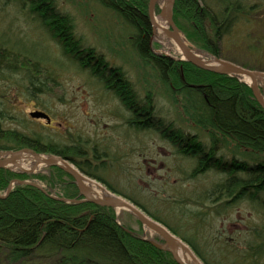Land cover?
<instances>
[{"label":"trees","instance_id":"16d2710c","mask_svg":"<svg viewBox=\"0 0 264 264\" xmlns=\"http://www.w3.org/2000/svg\"><path fill=\"white\" fill-rule=\"evenodd\" d=\"M67 2L85 11L98 7L116 18L117 28L103 27L100 22L95 32L105 35L113 56L127 58L128 62L132 59L143 70L145 82L149 84V78L156 80L162 87L161 94L177 110L181 121L204 131L209 146L197 135L186 133L182 124H177L178 120L168 121L158 115L155 90L149 88L142 99L122 66H113L103 53L94 46H86L82 37L77 36L71 12L59 10L56 0H22L21 4L29 5V12L40 27L58 38L71 64L78 61L94 82L119 98L128 112L127 125L137 131L157 132L173 144L179 155L194 160L192 178L210 170L222 174L195 201L211 212L196 211L197 218L185 215L190 224L197 219V225H191L193 229L173 224L169 220L173 207L167 208V213L156 207L164 199L140 198L136 192L118 188L89 170L92 164L89 149L79 141V136L73 143H64L35 128L4 129L0 119V151L31 147L69 159L82 173L166 225L204 264H227L225 256L231 258L237 248L230 242L236 239L230 240L227 236L213 241L211 226L205 227L204 223L210 217L230 212L240 201L248 203L253 213L264 216L263 106L250 85L235 76L211 72L189 61L154 52L152 46L157 44L152 42L149 0ZM156 11L160 12L159 5ZM173 11L178 28L192 44L213 56L264 71L263 67L248 63L246 58L264 52V0H175ZM21 52L11 49V59L1 50L0 59L9 63L7 69L27 68L29 73L47 70L39 60H31L30 54ZM0 67H4L1 61ZM34 77L29 74L31 88L37 84L41 90L43 81ZM92 150L98 157L96 147ZM50 168L57 171L58 180L64 184L63 196L79 197L73 177L58 166ZM30 177L54 183L46 176L0 168V193L6 191L11 180ZM138 223L142 226L139 220ZM141 232L119 224L112 207L88 202L66 203L29 184H16L9 195L0 197V264H180L170 251L143 239ZM241 234L246 245L244 259H235L233 254L234 260L228 264H258V259L264 256V224L252 221L246 233ZM224 242L230 243L229 246L224 247Z\"/></svg>","mask_w":264,"mask_h":264},{"label":"rangeland","instance_id":"374dc122","mask_svg":"<svg viewBox=\"0 0 264 264\" xmlns=\"http://www.w3.org/2000/svg\"><path fill=\"white\" fill-rule=\"evenodd\" d=\"M56 2L59 10L71 12L77 36L82 37L86 46H94L113 66H122L126 70L127 77L134 83L142 99L149 88L155 90L154 103L158 115L168 121L178 120L177 124L181 123L186 133L197 135L205 145L209 146L204 131L181 121L180 116L176 114L177 110L161 94L162 87L156 80L149 78L148 84L142 78L143 70L137 67L132 59L128 62L127 58L115 57L111 54L108 41L104 40L105 35L95 32V26H99L101 22L104 24L103 27L109 25L117 28L115 17L98 7L93 6L85 11L74 5L70 6L67 0H56ZM21 3L22 0H0V38L6 40L8 49L15 48L22 50L21 53L27 52L31 55V60H39L40 65L45 66L47 70L38 73L30 70L29 73L27 68L19 67L17 70L8 69L0 72V108L6 114L3 119L4 127L39 129L57 140L61 139L64 143L75 142L79 136V141L84 142L89 149L88 155L92 162L91 166H87L89 170L118 188H125L129 193L136 192L140 198L156 196L164 199L162 201L164 203L160 200L156 207L164 213H167V208L173 207L174 212L169 217L173 224L181 225L186 229L192 228L191 225H197V219L190 224L186 216L197 218L195 217L197 212H211L205 206L195 204V201L203 191L211 188L210 186L217 182L222 174L210 170L192 178L190 173L195 165L194 160L179 155L173 144L163 139L157 132L137 131L127 125L125 116L128 112L119 98L94 82L88 71L77 69L67 58H64L63 48L53 36L40 27L39 22L29 12V5ZM158 5L162 7L161 4ZM261 35L263 36V33H259V36ZM152 42L157 44L152 46L154 52L167 54L164 44L154 38V29ZM201 50L213 57L207 51ZM247 50L245 51L249 55L250 52ZM250 55L251 58L246 57L249 58L248 63L264 68V52ZM255 57L259 60L254 61ZM29 74L43 81L44 85L39 92L31 88ZM32 110L46 111L52 117V123L48 125L44 119H33L30 116ZM93 147H96L98 157L92 150ZM0 152V155L9 153L7 150ZM56 173L57 171L51 169L49 165L30 173L51 178L53 185L49 180L48 182L37 177H30L29 180L52 193L62 195L64 184L58 180ZM183 198L187 201H183ZM252 209L248 203L240 201L230 212L210 217L206 220V224L204 223L205 227L211 226L213 241L227 236L231 237L230 240L236 239L230 242L231 245L237 246L236 252L233 253L235 259L241 260L243 250L246 249L241 233H246L252 221L264 224V216L253 213ZM117 220L121 225L131 227L139 234L144 227L128 210L119 213ZM141 235L146 237L145 229ZM154 239L158 241L161 237L156 234ZM230 243L224 242L223 246L228 247ZM233 254L231 258L225 256L227 264L234 260ZM249 259L254 258L249 257ZM258 264H264V256L258 259Z\"/></svg>","mask_w":264,"mask_h":264},{"label":"water","instance_id":"95a60500","mask_svg":"<svg viewBox=\"0 0 264 264\" xmlns=\"http://www.w3.org/2000/svg\"><path fill=\"white\" fill-rule=\"evenodd\" d=\"M157 0H149L148 3V13L149 18L151 21L152 28H155V8H156ZM174 4L175 0H165L164 6L161 7V13L160 15L167 19L168 21V32L170 36L183 48L185 52V58H181L182 60L189 61L196 65L199 68L220 73V74H228L231 76H236L240 80L243 81L241 78L242 76H247L251 78V82H247L254 93L255 98L258 100V102L263 106L264 108V94L261 90V86L259 84V79L264 76L263 71L249 69L244 66H241L237 63H234L229 60H225L222 58H218L219 63L217 65H212L210 63H207L206 61L200 59L197 57L191 50V48L185 44L180 38V34L182 33L180 29L178 28L175 20H174ZM32 117L36 118H45L47 119V122H51L50 116L41 110L32 111L30 113ZM21 151H30L35 156L39 155L34 149L25 147L16 151H10V156L4 159L0 158V168H8L5 163L10 162L15 159V155L18 152ZM40 160V159H39ZM41 162V161H40ZM42 162L47 165H58L63 170L67 171L74 177V182L77 184L79 188V193L82 196V198H68V197H58L53 196L50 194L47 189H45L43 186L39 185L38 183L31 181V180H21V179H13L10 184L8 185V188L4 195H0L1 198L6 197L9 195V193L12 191L14 184H29L33 185L35 187H38L40 190H42L46 195L53 197L55 199H58L60 201L66 202V203H93L100 206H106V207H112L116 209L117 204H123L124 207H126L127 210L131 211L139 220L142 221L144 226H148L154 231L157 232V234L162 238L163 242L156 241L155 239H148L153 245L156 247L168 250L172 253L173 257L180 263V264H197V263H188L181 259V257L177 254L175 250V245L179 244L184 250L188 251L193 260L195 262H199V257L195 254V252L192 250V248L183 241L180 237L176 236L174 233H172L166 226L161 224L160 222L154 220L152 217H150L147 213H145L141 208L124 198L123 196L114 194L111 198H104V199H98L93 197L88 189L86 188L84 182H83V176H81L83 173H81L75 165L71 164L69 160H66L58 155H49L47 158L42 160ZM11 169V168H10ZM21 172H27L30 173V171H21ZM118 214V211H116ZM145 239H147L145 237Z\"/></svg>","mask_w":264,"mask_h":264},{"label":"bare ground","instance_id":"6f19581e","mask_svg":"<svg viewBox=\"0 0 264 264\" xmlns=\"http://www.w3.org/2000/svg\"><path fill=\"white\" fill-rule=\"evenodd\" d=\"M157 3L158 4H161L162 6H164L165 0H157ZM154 21H155L154 38L157 39V40H159L160 42H162L164 44L165 51L167 53V54H164V55H167L169 57L173 56V57H176V58H179V59L180 58H185V52H184L183 48L170 36V34L168 32V21H167V19L164 18L163 16H161L160 14L158 15L157 13H155ZM180 38H181V40L183 42H185V44H187L191 48L192 52L197 57H199L200 59H202V60H204L207 63H210L212 65H217L219 63V61H218V58L219 57H216V56L210 57L205 52H203L201 49H199V48L191 45V43L188 42V40L186 39V37L184 36L183 33L180 34ZM54 40H56L58 42V44L61 46V48H63L62 43L58 40L57 37H55ZM5 43H6V40H3L2 38H0V51L2 50L3 52H5V54L7 56H10L11 59H13V56L11 54V48L8 49V44H5ZM63 53L65 55L63 57L64 58H67L69 60L67 51L66 52L63 51ZM1 57L2 56L0 55V58ZM63 57H61V58H63ZM0 61H1L2 64H4V67H5V68L4 67H0V72L1 71H4V70H8L7 68H9V63L8 62L6 63V61H4L2 59H0ZM77 62L73 63L72 65L74 67L76 66L77 69L81 70L82 68L80 67V65ZM241 78L244 81H247V82H251L252 81L251 78L250 77H247V76H242ZM259 84H260L261 88L264 89V76H262L259 79ZM38 87L39 86L37 84H34V86L32 88H33V90L39 92V88ZM32 111H36V110H32ZM32 111H30V113ZM5 117H6L5 111L2 108H0L1 127L4 128V129H6V127H4V123H3V119ZM17 129H19V128H17ZM20 130L26 131L28 129H20ZM29 148H31V147H29ZM32 149H34V148H32ZM35 151L37 153H39V155L35 156L30 151H21V152H18L15 155L16 156L15 159L12 160V161H10V162H6L5 165L8 168H11V169L17 170V171H30V172H34L35 170L40 169L43 166H46L47 165V164H45V162L44 163L42 162V160L45 161V159L47 158V156H49V155H57V154H52V153L38 152L37 150H35ZM10 154L11 153L9 152L7 154L0 155V158L1 159L7 158V157L10 156ZM58 156H60V155H58ZM62 158H64V157H62ZM64 159H66V158H64ZM66 160H69V159H66ZM70 163L73 164V165H75L71 161H70ZM51 166H58V165H51ZM75 167L79 170V168L76 165H75ZM81 176H83V182H84L86 188L88 189L89 193L93 197L98 198V199H104V198H111V197L114 196V194L111 191H109L100 182H98L96 180H93L92 178H90L88 176H85L84 174H82ZM73 180H74V177H73ZM115 210L118 211V213L121 214L122 211L127 210V209H126V207L123 206V204H117ZM144 229H145V236L147 238L154 239V237L157 234V232L154 231L153 229H151L148 226H145ZM175 250H176L177 254L181 257V259L184 260V261H186V262H188V263L204 264V263L201 262V260L199 262L198 261L195 262L193 260L192 256H191V254L188 251L184 250L179 244H176L175 245Z\"/></svg>","mask_w":264,"mask_h":264},{"label":"flooded vegetation","instance_id":"af4514ba","mask_svg":"<svg viewBox=\"0 0 264 264\" xmlns=\"http://www.w3.org/2000/svg\"><path fill=\"white\" fill-rule=\"evenodd\" d=\"M37 119H40V118H37ZM52 121H53V120H52ZM51 123H52V122H51ZM51 123H50V124H51ZM48 125H49V124H48Z\"/></svg>","mask_w":264,"mask_h":264}]
</instances>
